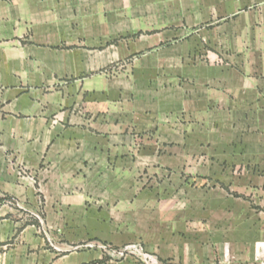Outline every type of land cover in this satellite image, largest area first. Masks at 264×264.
<instances>
[{
  "label": "crops",
  "instance_id": "obj_1",
  "mask_svg": "<svg viewBox=\"0 0 264 264\" xmlns=\"http://www.w3.org/2000/svg\"><path fill=\"white\" fill-rule=\"evenodd\" d=\"M115 2L0 0V264H261L264 0Z\"/></svg>",
  "mask_w": 264,
  "mask_h": 264
},
{
  "label": "rangeland",
  "instance_id": "obj_2",
  "mask_svg": "<svg viewBox=\"0 0 264 264\" xmlns=\"http://www.w3.org/2000/svg\"><path fill=\"white\" fill-rule=\"evenodd\" d=\"M169 1L174 0H116L115 4L118 5V9H125L127 11H141V12H163L165 5ZM164 69V68H162ZM260 166V165H258ZM259 176H262L264 172H257ZM262 181V179H259ZM192 182V181H191ZM194 184V182L192 183ZM255 186H261L257 180H255ZM4 202L0 205V253L6 248H11L17 242V237L21 235L23 230H26L28 226L38 230L40 225L39 221L42 217V212L38 210L27 211L22 208V203L13 198L10 195L5 194ZM3 197L4 195H0ZM234 196H238L234 193ZM264 199L263 195H255L254 202L261 203ZM255 218L260 219L261 214L264 213V207L255 206ZM258 214L259 217L256 215Z\"/></svg>",
  "mask_w": 264,
  "mask_h": 264
},
{
  "label": "built area",
  "instance_id": "obj_3",
  "mask_svg": "<svg viewBox=\"0 0 264 264\" xmlns=\"http://www.w3.org/2000/svg\"><path fill=\"white\" fill-rule=\"evenodd\" d=\"M128 249L132 250L133 252H139V248H137L135 245L129 246ZM113 253L119 255L121 254V252H117V251H114ZM261 264H264V261Z\"/></svg>",
  "mask_w": 264,
  "mask_h": 264
},
{
  "label": "trees",
  "instance_id": "obj_4",
  "mask_svg": "<svg viewBox=\"0 0 264 264\" xmlns=\"http://www.w3.org/2000/svg\"><path fill=\"white\" fill-rule=\"evenodd\" d=\"M5 197H7L6 195H4L3 197L0 196V205L4 202Z\"/></svg>",
  "mask_w": 264,
  "mask_h": 264
}]
</instances>
